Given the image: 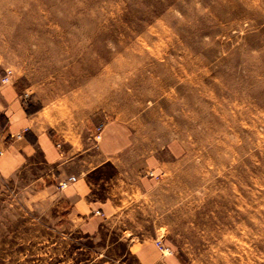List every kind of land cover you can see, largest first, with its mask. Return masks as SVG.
<instances>
[{"label":"rangeland","instance_id":"1","mask_svg":"<svg viewBox=\"0 0 264 264\" xmlns=\"http://www.w3.org/2000/svg\"><path fill=\"white\" fill-rule=\"evenodd\" d=\"M0 83L95 144L118 125L153 172L142 241L264 264V0H0ZM25 183L0 178V264H139L117 229L55 227Z\"/></svg>","mask_w":264,"mask_h":264},{"label":"crops","instance_id":"2","mask_svg":"<svg viewBox=\"0 0 264 264\" xmlns=\"http://www.w3.org/2000/svg\"><path fill=\"white\" fill-rule=\"evenodd\" d=\"M55 124L50 110L33 109L12 85L0 83V178L26 180L23 188L51 208L55 227L89 240L117 229L116 242L127 244L126 253L139 264H182L155 247L156 237L142 241L129 230L141 226L137 202L154 192L153 172L149 161L133 157L118 125L106 124L95 144L91 129ZM71 177L75 182L60 190Z\"/></svg>","mask_w":264,"mask_h":264},{"label":"built area","instance_id":"3","mask_svg":"<svg viewBox=\"0 0 264 264\" xmlns=\"http://www.w3.org/2000/svg\"><path fill=\"white\" fill-rule=\"evenodd\" d=\"M8 79L5 78L3 82H7ZM102 130H103V127H99L96 129V133H95V139L96 140H100L101 139V134H102ZM75 178L71 177V178H68L67 180L65 181H61L59 184H58V188L60 190H63L65 189L70 183H73L75 182ZM161 250H164V251H168L167 249H164L163 247H160ZM169 252V251H168Z\"/></svg>","mask_w":264,"mask_h":264}]
</instances>
